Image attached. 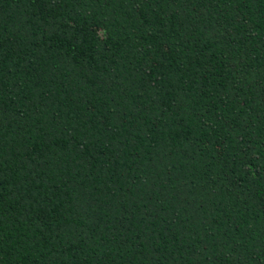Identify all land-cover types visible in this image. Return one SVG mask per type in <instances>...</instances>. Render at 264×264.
<instances>
[{
    "label": "trees",
    "instance_id": "16d2710c",
    "mask_svg": "<svg viewBox=\"0 0 264 264\" xmlns=\"http://www.w3.org/2000/svg\"><path fill=\"white\" fill-rule=\"evenodd\" d=\"M0 264H264V0H0Z\"/></svg>",
    "mask_w": 264,
    "mask_h": 264
}]
</instances>
